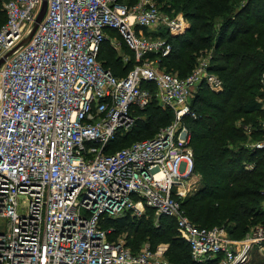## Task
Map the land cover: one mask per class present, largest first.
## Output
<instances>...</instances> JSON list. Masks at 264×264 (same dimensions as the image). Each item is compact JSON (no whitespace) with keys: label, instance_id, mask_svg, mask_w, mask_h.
Returning a JSON list of instances; mask_svg holds the SVG:
<instances>
[{"label":"built area","instance_id":"obj_1","mask_svg":"<svg viewBox=\"0 0 264 264\" xmlns=\"http://www.w3.org/2000/svg\"><path fill=\"white\" fill-rule=\"evenodd\" d=\"M41 6L8 0L0 27V264H172L169 244L135 252L104 226L148 210L157 222L173 220L196 263L251 264L250 250L264 252V225L232 240L223 228L195 225L182 206L194 173L193 100L202 85L223 90L209 55L186 78L159 68L173 52L165 35H184L186 17L158 0H48L21 45ZM112 31L133 53L122 58L133 61L124 77L98 60L105 42L121 44ZM153 102L173 114L171 123L108 153ZM251 148L264 149V141Z\"/></svg>","mask_w":264,"mask_h":264},{"label":"trees","instance_id":"obj_2","mask_svg":"<svg viewBox=\"0 0 264 264\" xmlns=\"http://www.w3.org/2000/svg\"><path fill=\"white\" fill-rule=\"evenodd\" d=\"M7 1L0 0V27L6 22ZM135 1L129 0V4ZM164 1L158 0L163 7ZM167 4L184 14L190 28L179 37L165 35L173 45L172 54L161 60L165 70L186 78L198 59L210 54L213 59L210 70L223 81L220 92L200 86L192 103L198 115L196 120H187L192 131L194 170L203 175L205 182L202 190L183 200L182 206L195 225L207 228L214 227L211 225L214 223L230 225L228 235L241 240L251 232L258 218H264L261 210L264 149H245L247 134L233 125L235 118L258 111L262 117L252 122L253 134L264 137L261 128L264 110L258 101L264 97L261 91L264 0H172ZM129 52L133 58V53ZM98 60L118 77L126 76L133 65V61L123 65L122 58L116 56L108 41L103 44ZM140 117L128 135L117 136L108 153L152 138L171 123L173 114L153 102ZM146 135L148 137L144 138ZM248 164L253 165L252 170L246 169ZM152 213L148 210L142 219L128 216L106 220L104 226L114 229L111 239H116L117 233L128 231L127 245L135 252L145 242L152 248L163 242L169 244L167 259L172 264H198L191 257L190 247L176 231L173 220L164 218L166 222L156 226L150 219ZM204 264H220V259ZM255 264H264V261Z\"/></svg>","mask_w":264,"mask_h":264},{"label":"rangeland","instance_id":"obj_3","mask_svg":"<svg viewBox=\"0 0 264 264\" xmlns=\"http://www.w3.org/2000/svg\"><path fill=\"white\" fill-rule=\"evenodd\" d=\"M137 1L138 0H136L133 4H135V3H137ZM156 1V0H155ZM170 2V1H172V0H165L164 1V5H165V7H163V5H161L160 3H159V5L161 6V8L163 9V10H166L167 9V5H169V4H167V2ZM121 3H123V4H129V0H121L120 1ZM177 13H180L181 15H184L182 12H177ZM179 14V15H180ZM165 33H163V35H164ZM109 36H110V38L112 39V42H114L115 43V41H119L121 44H118V42L116 43V44H118V47L116 48L113 44H111L110 42H109V46L111 47V49H113L114 50V52H115V54H116V56L118 55L119 57H120V59L121 58H125V57H128V56H130V52H129V50L127 49V47L125 46V44H124V40H123V38L121 37V36H119V35H117L115 32L114 33H110L109 34ZM165 38H167L166 36H165ZM209 56H210V54H209ZM210 58H211V56H210ZM211 61V64H213V59H211L210 60ZM216 63H219V62H216ZM197 64H198V62H197ZM159 68L160 69H162V70H165L166 69V67H164L163 66V64H162V61L161 62H159ZM174 74H176V72L174 73ZM261 91H264V89L262 88L261 89ZM261 100L262 99H259L258 98V101L261 103ZM262 117V114L260 113V112H255V113H253V114H251V115H248V116H244V117H239V118H235V120H234V122H233V125L235 126V127H237L238 129H240V130H242V131H244V132H246V134H247V140L244 142V146H245V149H248V148H250L251 149V146L253 145V144H255V143H258V142H260V141H264V137H261V136H256V135H254L253 133H254V131H253V126H252V122L254 121V120H259L260 118ZM162 129V128H161ZM156 135V134H155ZM154 135V136H155ZM146 137H148L147 135L144 137V138H146ZM146 139H148V138H146ZM139 141V140H138ZM244 155V154H243ZM232 177V176H231ZM204 177H203V175L201 174V173H199L198 171H195L194 170V173H192L191 174V176L188 178V180H187V184H186V187H185V191L183 192V194H182V196H181V198H182V202H183V200L184 199H186V198H188V197H191L192 195H195L197 192H199L200 190H202V187H203V185H204ZM24 200V198H21V201H23ZM261 210H262V212L264 213V205L262 204V208H261ZM262 214V213H261ZM155 214L154 213H152V214H150V219H152L153 220V223L154 224H157V223H162V222H166L165 221V219L164 218H162V219H160L159 220V222H157V221H155ZM212 226H214V227H219V228H223L226 232H227V237L228 238H230V239H232V240H237V239H234V238H231L230 237V235H228V231H227V228L228 227H230V225H226V224H218V223H214V224H211ZM210 225V226H211ZM261 225H264V218L262 217V218H258L257 220H256V224L251 228V232L245 237V238H243V239H241V240H237V241H243V240H245L249 235H251L252 234V232L257 228V227H259V226H261ZM128 233V231H124V232H122V233H117V234H115L114 236H115V238L116 239H120V240H123V239H126V237H127V234ZM132 239V238H131ZM147 244H149V243H147V242H145L144 244H142L141 246H140V249L143 247V246H145V245H147ZM160 244H168V243H159L158 245H160ZM150 245V244H149ZM157 245V246H158ZM156 246V247H157ZM139 250V249H138ZM249 255H250V263L251 264H255L257 261H264V252H259V251H257V250H250V252H249Z\"/></svg>","mask_w":264,"mask_h":264},{"label":"water","instance_id":"obj_4","mask_svg":"<svg viewBox=\"0 0 264 264\" xmlns=\"http://www.w3.org/2000/svg\"><path fill=\"white\" fill-rule=\"evenodd\" d=\"M47 6H48V0H42V6H41L39 14H38V16L36 18V21H35V23L33 25L32 32L29 35V37L27 39H25V41L21 45H25L26 43H28L30 41L32 35L34 34V32L38 28L39 24L42 22V20L44 19L45 15H46ZM4 61H5V58L0 61V67L4 63Z\"/></svg>","mask_w":264,"mask_h":264}]
</instances>
